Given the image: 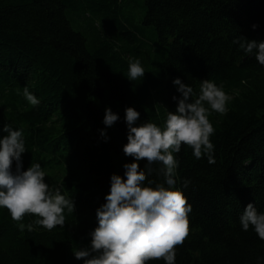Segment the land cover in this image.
Returning a JSON list of instances; mask_svg holds the SVG:
<instances>
[{"label": "trees", "instance_id": "trees-1", "mask_svg": "<svg viewBox=\"0 0 264 264\" xmlns=\"http://www.w3.org/2000/svg\"><path fill=\"white\" fill-rule=\"evenodd\" d=\"M238 37L264 41V0H0V139L5 125L23 130L22 170L39 163L50 189L75 204L50 231L0 208V264H84L74 251L90 246L111 176L124 177L134 162L123 152L125 109L140 113L134 126L163 128L181 97L176 78L193 87V99L208 79L229 100L226 113L208 117L215 163L186 145L174 153L175 188L192 209L175 264H257L264 240L239 218L249 203L264 213V66L233 43ZM135 59L145 75L130 81ZM106 108L119 116L111 127ZM138 163L143 170L147 161ZM160 167L149 180L164 183Z\"/></svg>", "mask_w": 264, "mask_h": 264}, {"label": "clouds", "instance_id": "clouds-1", "mask_svg": "<svg viewBox=\"0 0 264 264\" xmlns=\"http://www.w3.org/2000/svg\"><path fill=\"white\" fill-rule=\"evenodd\" d=\"M233 43H238L245 54L254 53L258 63L264 66V41L238 37ZM144 75L139 59L129 62L127 78L130 81ZM173 84L178 86L181 97H173L177 108L175 112L168 111L163 128L153 122L134 126L140 113L133 107L125 109L128 134L123 152L134 162L123 166L124 177L111 176L106 203L96 211L98 226L90 233V246L74 251L75 258L83 259L84 264H148L151 260L175 264L176 249L189 235L188 215L192 209L183 192L175 188L179 162L174 153H179L181 146L186 145L193 150L196 159L206 156L209 164L215 163L214 145L210 140L215 129L208 117L210 112L226 113L229 97L208 79L201 81L195 99L192 86L179 78L174 79ZM23 96L34 107L40 104L27 86L23 88ZM118 119L111 108L105 109L103 123L107 127ZM3 131L7 135L0 139V208H6L15 222L32 215L37 217L35 225L49 231L63 227L65 210L75 211L74 201L61 194L60 189H50L39 163L22 170V154L26 151L23 130L5 125ZM101 135L106 137V132L101 131ZM141 160L147 161L143 170L138 163ZM155 163L161 165L158 174L163 176L164 183L148 179ZM189 183L185 180L184 187ZM239 220L244 231L251 226L264 240V213H259L253 203L246 206ZM19 227L23 230L25 226L21 223ZM27 227L30 231L33 229L32 224ZM262 261L264 257L257 258V264Z\"/></svg>", "mask_w": 264, "mask_h": 264}]
</instances>
